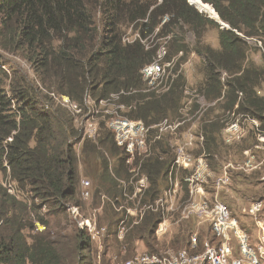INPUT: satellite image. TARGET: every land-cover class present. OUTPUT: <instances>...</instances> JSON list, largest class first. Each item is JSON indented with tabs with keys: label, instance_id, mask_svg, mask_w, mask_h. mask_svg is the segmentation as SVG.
<instances>
[{
	"label": "trees",
	"instance_id": "trees-1",
	"mask_svg": "<svg viewBox=\"0 0 264 264\" xmlns=\"http://www.w3.org/2000/svg\"><path fill=\"white\" fill-rule=\"evenodd\" d=\"M201 2L211 10L207 17L188 0H0V47L10 54L25 51L40 84L47 87L43 91L49 90L42 98L29 80L18 76L0 56V264H52L53 249L45 238L50 224L39 215L44 209L79 207L81 162L103 159L107 172L113 160L116 173L126 163L124 152L107 128L113 116L102 115L98 138L93 141L49 95L68 97L86 114L89 103L98 110L114 100L112 105L120 117L148 127L179 118L185 77L169 79L170 88L157 94L144 92L141 74L160 54L164 63L173 64L168 45L162 48L156 43L170 36L172 29L176 32L170 40L179 43L182 55L190 49L179 38L184 28L194 32L198 45L206 28L218 31L220 49L193 48L205 65L199 94L211 102L223 99L226 113L248 115L264 132V96L259 94L264 89V0ZM97 13L101 27L95 22ZM126 30L136 35L135 40L130 41ZM251 41L261 45L260 65L250 61ZM7 66L11 72L5 70ZM122 108L126 112L122 113ZM174 158L167 145L158 143L150 157L134 162L147 176L154 202L168 187ZM26 212L46 228L31 241L25 231L36 228L19 217L25 218ZM162 218L159 212L145 220L149 228L157 229ZM74 234L79 255L76 264H94L92 239L81 229H75ZM186 239L184 235L175 243L184 245Z\"/></svg>",
	"mask_w": 264,
	"mask_h": 264
},
{
	"label": "rangeland",
	"instance_id": "rangeland-1",
	"mask_svg": "<svg viewBox=\"0 0 264 264\" xmlns=\"http://www.w3.org/2000/svg\"><path fill=\"white\" fill-rule=\"evenodd\" d=\"M188 2L204 16L207 17L209 16L208 14H211V10L210 13H208V10H205V8L208 6H205V8L202 7V5L201 7H198L197 5L192 4L191 0H188ZM101 20L100 14L97 13V15H95V22L98 27H101ZM168 21V17H165L164 22L167 23ZM175 29L176 28L172 29L173 32ZM173 32L170 36H163L160 40L156 41V43L158 42L162 45V48L168 45L169 62L173 61V64L170 66H164L165 74L156 83L157 88L154 93H165L170 88L168 85L169 79L172 78V80H176V77L179 75L185 77V98L182 101V109L180 110L182 112L179 117H183L184 119L185 125L182 127L184 128L187 123H192L191 117L186 115L188 113L185 112L188 98H193L194 100H197V102H199L198 100H203L204 98V107L201 106L199 110H204L207 105H209V102L205 96L196 97V95H199L203 81L205 79V65L203 59L193 51V48L194 50H199L201 46H210L216 50L220 49L218 38L219 33L215 29L209 27L206 28L200 43L201 45H198L194 32H189V29L184 28L183 31H181L179 38L183 41V44L189 46L190 49L187 54L182 55L178 52L179 43L174 45L172 43V39L170 40V38L173 37ZM127 33L128 31L126 30L125 34ZM128 36L130 37V41H132L131 38L135 37L136 35H134L132 32H129ZM249 43L250 46H252L250 61L256 65H260L262 63V52L259 50L261 45L257 44L255 41H251ZM0 56L2 61H5L7 65H11V67H13V70L18 76L26 77L29 80L30 84L33 86V91L36 88L34 92H39L42 98H46L48 96L47 92L49 90L46 92L43 91L45 90L44 88L47 87H43L40 84V79L36 76L32 69V65L28 62L25 51L18 50L10 54L7 50L0 47ZM5 70H7V72H11L8 66ZM173 71L176 73L175 75L172 74ZM147 84L145 83L144 87L146 90L149 89ZM259 94L264 96V89L260 90ZM49 96L54 97L56 103L60 107L68 110L74 119L76 117V120H78L79 123L76 124V122H74L78 129L83 130V127L81 126L83 124L90 123L96 124L98 127L103 121V114L118 116L116 108L112 105V103L115 102L114 100L110 101L111 103L109 104L100 105L98 110L92 107V103H89V110L87 112V114H89V118H87L84 115L86 114L85 112L81 114H75L74 116L67 107L63 106L61 102L62 96H56L54 94H50ZM198 104L196 105L195 101L190 102L187 110L193 112V107H198ZM224 108L225 102L223 99H221L218 116H221L222 120L224 121V130L225 127L227 128L234 122H239V126L241 128L238 127V129L241 130L243 134L240 136H232L229 131L224 132L223 130L222 143L216 149V156L207 152L205 139L200 140L196 133L191 132V134L195 136V143H202L203 152L201 154L206 155V163L212 172V175L208 177L206 183L203 185V190L205 192L204 198H209L212 204L216 202L223 203L230 209L232 214L239 219L240 223L243 224L244 227L251 229L254 228V221L245 213V210L253 201L263 199H259V197H250L252 194L241 186V183L246 182V178L241 175H248L245 173V171L237 169L236 164H240L244 160H242V154H240V152L241 148L246 145L250 148L254 147V151L262 153L264 157V143H259V140L256 136L257 133L255 131V126L253 121L250 119V116L240 114L238 115L237 119L236 117H233V115L226 113ZM121 112L124 113L126 111L122 108ZM111 118L112 117H110L109 120ZM170 119H173V117ZM174 119H178V117ZM182 130L183 129L178 131L175 135H173V137H182L186 132V130H183V132ZM88 135L84 134V136L89 139L90 137ZM228 138L231 139L230 143L227 142ZM245 138L247 139L245 142H243ZM234 144L238 145L229 148ZM259 144H261V146L256 147V145ZM179 146H181V144H179ZM171 150L174 152L172 148ZM194 150L195 148L193 145L189 153L193 155ZM75 151L80 156L79 146L76 147ZM194 157L198 158L200 156L196 155ZM138 160L139 159L136 158L134 160L135 163ZM196 160L192 161V163H195ZM134 161L125 163L123 167H120L119 173L114 171L115 162L113 160L110 161V169H107V172H105V169L102 165L103 159L94 163L90 162V160L85 163L81 162V179L79 185L81 197L79 198V207L66 205L62 211L56 210L51 212L44 209L41 215H39L50 224V229L47 231L48 235L45 238L53 249L54 262H52V264L77 263L79 255L77 249H75V229L84 230L92 239L95 258L94 264H125L127 261L134 259L138 255H162L168 250L184 249L189 243L188 239H186L184 245H176L175 243L177 238H183L184 235L190 239L191 235L197 234L198 240L200 238L201 242L204 240L211 241L214 238L209 223L204 220L195 219L181 220V216L178 213H164L163 218L165 217L167 220L162 218L163 221L161 223L164 224L162 228L163 233L160 236L157 234L159 225H161L160 222L158 223L157 229H153V226L152 228H149L148 224L146 223L148 220H145V218L149 216V214L156 215L159 212L155 211V209L145 208V206H153V203H155L154 194L152 192L150 193V190L148 192L146 191L143 196L136 193V189L139 187V181L143 174L139 170V166H136L135 163L133 165ZM262 164L263 163H261L260 166H262ZM256 165H258L257 159L254 158L252 159L249 167ZM185 168L189 169L185 170L180 168L178 169V172H176L175 181H177L178 184L185 176L187 177L194 170L193 164H190ZM225 174H227V177L229 178V183L228 185L219 188L218 180ZM249 178L251 179V177ZM258 179L259 178L257 177L254 181L257 182ZM240 180L242 181L241 183ZM180 186L181 185L179 184L177 193L175 195L176 204L186 201L187 199L188 190L186 184L184 183L183 186ZM166 189L168 190L169 186ZM14 193H16V191H11V194ZM19 201L21 202L24 200L19 197ZM29 203L31 204L32 200L29 201ZM36 203L40 204L39 201H36ZM19 217L22 218V220L28 222L27 224L32 223V226H35L36 228L34 232L32 229L25 231V236L29 241H31L30 238L33 235L42 233L46 229L41 223L35 222L34 217L29 214V212H26L25 218L21 217V215H19Z\"/></svg>",
	"mask_w": 264,
	"mask_h": 264
},
{
	"label": "built area",
	"instance_id": "built-area-1",
	"mask_svg": "<svg viewBox=\"0 0 264 264\" xmlns=\"http://www.w3.org/2000/svg\"><path fill=\"white\" fill-rule=\"evenodd\" d=\"M135 38L136 36L132 37L131 40L133 41ZM165 65L170 66L171 63H164L163 54H160L153 64L143 69L141 72L142 79L146 84L148 83L149 88L144 91L145 93L156 91V83L165 74ZM61 102L74 116L83 113L82 109L72 103L68 97L62 96ZM84 115L89 118V114ZM233 117L235 116L233 115ZM236 118L238 119V116ZM74 121L76 124L79 123L76 117ZM252 121L259 143H264V132L259 129V122ZM184 125L183 117L167 119L151 127L146 126L141 121H132L119 115H113L107 122V128L113 133L116 145L124 152L126 163H130L136 158L140 161L150 157L156 142H160L164 136L175 135ZM81 127H83L84 134H89V139L97 140L99 127L96 124H83ZM238 127H240L239 122H234L227 128L225 127L224 132L229 131L232 136H240L243 133ZM198 137L200 140L204 139L202 135ZM195 141V136L189 132L186 142L176 148L174 162L168 177L169 189L164 191L163 195L153 203V206H145V208L155 209L163 216L165 212L178 213L181 220H204L210 224L214 238L211 241L204 240L201 242L200 238L198 240L197 234H194L190 236L189 243L184 249L168 250L162 255H138L125 264H264V200L253 201L245 210V213L254 221V228L248 229L240 223L239 219L232 214L226 205L221 202L212 204L209 198L205 199L203 185L208 177L212 175V172L206 163L205 154H201L200 157L196 158L189 153L193 145L195 147ZM227 142L230 143L231 139L228 138ZM261 144L256 145V147L261 146ZM194 160L196 162L192 163ZM190 164L194 166L193 172L179 182L181 186L184 183L187 186V199L176 204L175 195L179 186L175 181L176 172L180 168L188 170L190 167H185ZM228 183L227 174L218 180L219 188L228 185ZM149 189V180L143 174L136 193L143 196ZM163 219L167 220L165 217ZM160 224L157 230L159 236L163 233L164 223Z\"/></svg>",
	"mask_w": 264,
	"mask_h": 264
},
{
	"label": "crops",
	"instance_id": "crops-1",
	"mask_svg": "<svg viewBox=\"0 0 264 264\" xmlns=\"http://www.w3.org/2000/svg\"><path fill=\"white\" fill-rule=\"evenodd\" d=\"M197 96L203 97L204 95L199 94ZM193 101H195L196 105L198 103H200V104H198V107L194 106L193 112H190L187 109H188V106L190 105V102H193ZM198 101L199 102H197V100H194L193 98H188V103H187V107H186L187 111L185 110V112H187L188 115L191 117L192 123H187L186 126L184 128H182L183 130H186L185 134L182 137H173L171 135L164 136L161 139V141L158 143H162L164 145H167L170 149L172 148L174 150V152H176V148L179 146V144H184L186 142L187 133L194 132L198 136L199 135L203 136V134H204L207 138V141H206L207 149L210 152L216 151V149L222 143V134H223V130H224V125H223L224 121L222 120L221 116H218L219 104L221 103V99L214 101V102L208 101L209 105H207V107L204 110H199L201 106L204 107V103H205L204 98H203V100H198ZM183 130H182V132H183ZM166 139H169V140H166ZM246 139L247 138H245L243 140V142H245ZM236 145H238V144H236ZM236 145L234 144V145L230 146L229 148L235 147ZM194 148H195V150L193 152L194 153L193 156H196V155L199 156V154H201L203 152V145L200 142H196ZM174 152H172L173 155H174ZM216 153H217V151H216ZM240 154H242L241 158H242V160L243 159L244 160L240 164H238V163L236 164L237 169L245 171V173H247V175H248V176L241 175V176H244L246 178V182H244V183H241L242 181L240 180L241 186L246 191H249L252 194V195H250V197H252V198L259 197V199L264 200V161H263L264 157H263L262 153H258V151H254V147L250 148L246 145V146H243L241 148ZM217 158H218V156H217ZM254 158L257 159L258 165L249 167L252 159H254ZM261 163H263L262 166H260ZM257 167H259V168H257ZM249 177H251L252 180ZM257 177L259 179L257 180V182H255L254 180Z\"/></svg>",
	"mask_w": 264,
	"mask_h": 264
},
{
	"label": "bare ground",
	"instance_id": "bare-ground-1",
	"mask_svg": "<svg viewBox=\"0 0 264 264\" xmlns=\"http://www.w3.org/2000/svg\"><path fill=\"white\" fill-rule=\"evenodd\" d=\"M191 3L197 5L198 7H201L202 5V7L205 8V5L200 0H191ZM205 10H208V13H210V9L208 7H206Z\"/></svg>",
	"mask_w": 264,
	"mask_h": 264
},
{
	"label": "water",
	"instance_id": "water-1",
	"mask_svg": "<svg viewBox=\"0 0 264 264\" xmlns=\"http://www.w3.org/2000/svg\"><path fill=\"white\" fill-rule=\"evenodd\" d=\"M213 10V9H212ZM213 12H214V10H213ZM223 28H225V26H224V24L223 23H219Z\"/></svg>",
	"mask_w": 264,
	"mask_h": 264
},
{
	"label": "clouds",
	"instance_id": "clouds-1",
	"mask_svg": "<svg viewBox=\"0 0 264 264\" xmlns=\"http://www.w3.org/2000/svg\"><path fill=\"white\" fill-rule=\"evenodd\" d=\"M157 1H160V0H157Z\"/></svg>",
	"mask_w": 264,
	"mask_h": 264
}]
</instances>
